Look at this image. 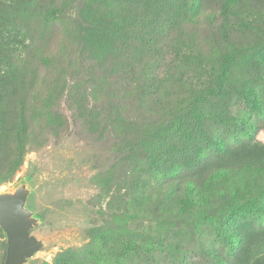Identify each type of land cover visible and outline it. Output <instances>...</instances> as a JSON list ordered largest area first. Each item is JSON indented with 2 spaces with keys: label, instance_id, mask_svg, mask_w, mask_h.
Segmentation results:
<instances>
[{
  "label": "trees",
  "instance_id": "1",
  "mask_svg": "<svg viewBox=\"0 0 264 264\" xmlns=\"http://www.w3.org/2000/svg\"><path fill=\"white\" fill-rule=\"evenodd\" d=\"M104 1L122 8L124 16L119 13L122 19L117 22L113 10H108L103 17L105 27L98 33L93 28L87 32V45L103 47L106 55L120 54L122 33L125 63L130 68V62L143 55L155 59L146 67L155 66L159 62L156 53L163 48L172 55L165 69L169 75L160 78L151 72L140 89V108L148 109L152 116L145 123H125L129 132L125 150L136 170L148 175L142 178V186L140 179L133 186L135 197L127 220L151 212L157 230L169 233L141 239V234L125 229L122 240L109 241L112 238L106 236L104 255L91 242L83 250L60 253L43 264H158L157 257H164L167 264H199L205 256V264H264V224L254 225L249 217L262 209L264 189L254 196L244 175L264 168V151L239 137L247 131L251 113L264 115V74L254 73L264 70V38L252 46L233 38L232 34L247 29L246 22L231 24L235 14L230 9L240 0ZM203 16L210 31L205 30L208 46L195 43L201 40L190 27L201 25ZM6 27L0 21L1 57L5 53L2 29ZM98 37L104 40L99 43ZM45 60L51 61V57ZM29 76L25 70H0V184L12 179L22 166L27 114L35 116L39 110L38 101L27 106ZM237 93L248 107L244 115L231 109ZM18 111L21 119L15 120L12 115ZM154 114L157 119L151 118ZM5 163L9 168L3 171ZM233 181L244 184L230 186ZM151 182L159 189L151 188ZM158 191L161 194L155 198ZM208 229L222 237L224 247L220 248V240L214 246L203 245L199 260L190 262L183 239L189 235L203 238ZM0 231L6 238L1 227ZM6 248L7 243L5 255Z\"/></svg>",
  "mask_w": 264,
  "mask_h": 264
},
{
  "label": "rangeland",
  "instance_id": "2",
  "mask_svg": "<svg viewBox=\"0 0 264 264\" xmlns=\"http://www.w3.org/2000/svg\"><path fill=\"white\" fill-rule=\"evenodd\" d=\"M233 4L230 10L235 15L231 16V24L247 23V29L232 34L233 38L242 40L244 46H252L264 38V2L240 0ZM116 7L104 0H0L1 25L8 26L2 29L5 53L0 56V70L29 71L32 84L27 106L33 101H38L39 106L35 116L27 114L24 128L28 137L22 166L12 179L0 184V194L12 192L22 184L31 189L27 207L40 219L32 234L44 246L28 264L50 263L60 253L83 250L91 242L92 248L101 249L100 254L104 255L106 236L112 238L109 241L122 240L125 229L141 234V239L169 233L157 230L151 212L127 220L130 202L135 197L133 186L148 175L136 170L125 150V137L129 134L125 123H145L152 116L148 109L140 108V89L151 72L160 78L169 75L165 69L172 55L163 48L156 53L159 62L155 66L146 67L155 59L143 55L134 62L130 60V68L125 63L122 33L118 39L120 54L117 51L106 55L103 47L87 45V32L93 28L98 33L103 28L108 10H113L117 22L122 19V8ZM205 18L199 20L201 25L190 27L201 40L195 43L208 46L206 31H210ZM102 40L98 37L96 41ZM46 56L51 61L45 60ZM254 73L264 74V70ZM242 98L237 93L231 100L234 113H244L247 105ZM257 113H251L249 127L239 137L264 151V115ZM12 116L21 119L20 111ZM157 117L154 114L151 118ZM1 166L3 171L9 168L7 163ZM244 175L253 195L260 194L264 189V168L251 169ZM151 184V188L159 189L155 182ZM237 184L244 183L233 181L229 185ZM158 192L153 195L155 198L160 196ZM249 217L254 225L263 226L264 201L262 209ZM203 236L189 235L182 241L192 263L199 260L203 245L214 246L220 240V248L224 247L222 237L214 229H208ZM5 243L0 231V264H4L6 257ZM155 260L158 264L168 263L164 257ZM206 262L205 256L199 264Z\"/></svg>",
  "mask_w": 264,
  "mask_h": 264
},
{
  "label": "water",
  "instance_id": "3",
  "mask_svg": "<svg viewBox=\"0 0 264 264\" xmlns=\"http://www.w3.org/2000/svg\"><path fill=\"white\" fill-rule=\"evenodd\" d=\"M31 189L22 184L0 194V227L7 238L4 264H28L44 242L32 234L40 219L27 207Z\"/></svg>",
  "mask_w": 264,
  "mask_h": 264
}]
</instances>
